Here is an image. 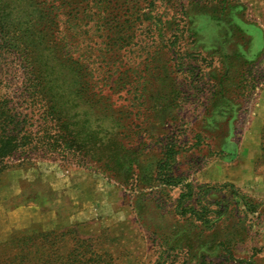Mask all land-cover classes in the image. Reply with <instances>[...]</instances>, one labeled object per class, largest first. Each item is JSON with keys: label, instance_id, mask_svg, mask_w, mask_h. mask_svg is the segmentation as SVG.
Returning <instances> with one entry per match:
<instances>
[{"label": "rangeland", "instance_id": "1", "mask_svg": "<svg viewBox=\"0 0 264 264\" xmlns=\"http://www.w3.org/2000/svg\"><path fill=\"white\" fill-rule=\"evenodd\" d=\"M61 1L70 55L99 83L114 65L104 93L130 126L128 158L140 157L130 186L55 156L8 161L0 264H264L260 183L223 180L252 152L264 174V0ZM10 77L0 91L15 97L23 76ZM167 144V173L193 186L182 205L196 216L175 209L182 187L155 179Z\"/></svg>", "mask_w": 264, "mask_h": 264}, {"label": "trees", "instance_id": "2", "mask_svg": "<svg viewBox=\"0 0 264 264\" xmlns=\"http://www.w3.org/2000/svg\"><path fill=\"white\" fill-rule=\"evenodd\" d=\"M24 1L0 0V88L16 79L11 75L23 76L15 97L0 91V176L13 158L55 156L79 167L93 165L108 177H122L120 183L130 186L133 168L126 165L134 166L140 156L133 153V159L128 158L130 152L121 141L130 126L119 123L123 113L109 105L111 97L104 93V87L112 91L117 81L114 65L108 61L98 72L104 77L99 83L97 70L70 55L64 34L65 3L29 0L30 8L37 5L40 10L30 15L22 9ZM90 89H100L91 100L84 95ZM164 150L155 179L182 187L175 209L196 216L195 209L182 205L193 196V186L167 173L176 153L168 144Z\"/></svg>", "mask_w": 264, "mask_h": 264}, {"label": "crops", "instance_id": "3", "mask_svg": "<svg viewBox=\"0 0 264 264\" xmlns=\"http://www.w3.org/2000/svg\"><path fill=\"white\" fill-rule=\"evenodd\" d=\"M259 119H263L262 123L264 122V116L263 117L261 116V118H259ZM257 121H258V119H257ZM254 125L256 126V128L260 127L258 122H257V124H255V121H253V126ZM245 151L247 153L252 152V151H250V149L249 150L245 149ZM243 152H244V150H243ZM256 157H257L256 153L254 152V154H253V152H252L251 155L250 154L248 155L249 160L247 162H238L235 166L229 167L226 170V172L224 173L223 180L230 181L231 183H233L235 185H239L240 187H245L246 185L248 186L250 184V182L252 183V181L254 179H257V181H259V183H260V189H259L258 193L264 197V174L257 175L255 173V171L253 169V165H252V159L254 160V158H256Z\"/></svg>", "mask_w": 264, "mask_h": 264}]
</instances>
